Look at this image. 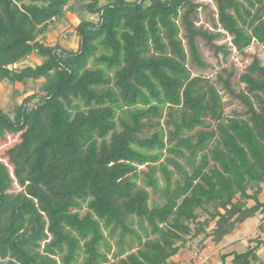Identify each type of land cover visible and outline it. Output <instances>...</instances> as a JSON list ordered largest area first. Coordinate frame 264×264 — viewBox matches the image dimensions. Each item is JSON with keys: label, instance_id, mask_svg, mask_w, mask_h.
Here are the masks:
<instances>
[{"label": "trees", "instance_id": "16d2710c", "mask_svg": "<svg viewBox=\"0 0 264 264\" xmlns=\"http://www.w3.org/2000/svg\"><path fill=\"white\" fill-rule=\"evenodd\" d=\"M215 4L238 54L264 47V0ZM199 8L0 0V87L39 83L12 115L0 102V139L20 137L5 152L11 175L0 162V264H176L193 241L219 246L255 218L246 249L223 250L221 263L264 264V65L253 57L240 78L254 99L238 96L245 117H228L215 82L188 68L181 30L197 66V37L228 54L195 25ZM69 14L76 50L64 29L47 42Z\"/></svg>", "mask_w": 264, "mask_h": 264}, {"label": "rangeland", "instance_id": "374dc122", "mask_svg": "<svg viewBox=\"0 0 264 264\" xmlns=\"http://www.w3.org/2000/svg\"><path fill=\"white\" fill-rule=\"evenodd\" d=\"M196 2L200 5V8L196 14L195 25L197 28L207 31L209 34H220L219 37L214 40V43L219 46H224L228 50V54H215L206 39L197 37L195 39V45L197 47L198 55L205 64V67L201 68L197 66V64L191 59L187 40L185 39V33L181 30L180 37L183 40V45L188 54V68L193 77L201 76L215 82L222 95L225 113L228 117H245L244 114L246 112V107L238 96L240 94H245L248 95L252 101L254 99L252 95L248 93L247 84L243 83L240 78L247 73L248 66L251 64L253 57H258L262 65H264V47L257 43H253L246 51V55L238 54L232 47V38L226 34L219 25H217V8L215 0H196ZM69 18L72 21L71 26L67 28L68 24L65 22L57 24L51 32L52 35L47 38L48 44H54L56 41V35L64 29L65 32H63V35L60 33V42L64 44V46L76 50L77 38L75 36L74 28L79 23V17L74 18L73 15H70ZM80 18L96 21L95 16L85 12L81 14ZM66 32L68 35H66ZM35 63L36 61H33L32 58H30L27 59L26 62H23L21 66L30 65L33 67ZM219 75L221 76V80H217V76ZM225 81L228 82L229 89L233 92H230L225 88ZM38 84L39 83L29 82L26 86H17V91L15 93L13 90L14 88L9 82H3L0 87V102L3 111L11 115L14 114V106L20 104L26 96L32 94V92L38 87ZM33 102H37V100L35 99ZM19 142V135H8L5 139H0V162L8 167L10 175L12 174V167L8 163L5 152ZM139 170L145 171L147 168L141 166L139 167ZM21 190L22 189L14 183L11 192L18 193ZM148 191H150V189H148ZM150 199L157 203H162V200L157 196H153L151 193ZM261 199L264 201V197ZM258 221L259 218L248 220L240 227V229L234 232L232 236L228 237L225 242L219 246H213L208 242L206 243L205 248L200 249L197 246V243L200 240L199 238L190 244L192 246L191 250L185 249L181 251L178 256L173 258V261L176 264H188L190 259L193 258L194 264H222L221 254L223 250L227 252L230 250L242 251L246 249L249 244L248 240L253 237L254 228ZM111 242L113 243V241ZM222 247L224 248L222 249ZM114 251L115 247H113V252ZM258 254L264 262V247L259 250ZM109 258H111V254L109 255Z\"/></svg>", "mask_w": 264, "mask_h": 264}, {"label": "crops", "instance_id": "0c3cea01", "mask_svg": "<svg viewBox=\"0 0 264 264\" xmlns=\"http://www.w3.org/2000/svg\"><path fill=\"white\" fill-rule=\"evenodd\" d=\"M70 15H71V14H69L67 17L69 18ZM73 16H74V15H73ZM74 18H76V17L74 16ZM69 19H70V18H69ZM29 59H30V58H29ZM26 61H27V60H26ZM26 61H25V62H26Z\"/></svg>", "mask_w": 264, "mask_h": 264}]
</instances>
